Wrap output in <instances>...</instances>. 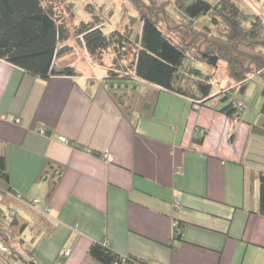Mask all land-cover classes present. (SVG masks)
Listing matches in <instances>:
<instances>
[{
  "label": "crops",
  "instance_id": "crops-1",
  "mask_svg": "<svg viewBox=\"0 0 264 264\" xmlns=\"http://www.w3.org/2000/svg\"><path fill=\"white\" fill-rule=\"evenodd\" d=\"M82 61L75 75L42 79L0 58V154L10 184L55 222L35 242L36 263L52 264L69 246L60 264H99L87 247L108 239L153 264H243L248 253L262 264L256 118L228 117L211 100L191 105L146 82L137 107L123 112L104 87L105 66ZM46 160L64 165L47 199L50 181L38 176ZM14 208L33 221L32 211ZM173 219L183 222L182 239Z\"/></svg>",
  "mask_w": 264,
  "mask_h": 264
},
{
  "label": "trees",
  "instance_id": "trees-1",
  "mask_svg": "<svg viewBox=\"0 0 264 264\" xmlns=\"http://www.w3.org/2000/svg\"><path fill=\"white\" fill-rule=\"evenodd\" d=\"M132 2L138 9L144 0ZM218 2L213 4L210 0H175L190 21L200 20L201 15H208L215 23L217 16H220L223 23L220 34L214 35V41L210 42L212 46L206 50L199 49L198 54L194 55L187 50L184 43L187 42L184 34L196 30L192 24H183L178 31L174 30L181 35L178 36L172 32L171 26L167 25L165 31L149 12L140 9L139 27L133 34L130 29L121 31L113 28L107 31L103 24H99V19L95 18L74 21V12L66 11L54 0H0V58L35 77L47 79L51 75L77 74V63L86 60V57L92 62L104 65L103 56L112 49L115 56L127 60L126 63L124 60L118 63V60L112 59V64L129 73L105 69L104 87L123 112L132 111L143 97L138 90L140 82L153 85L155 91L165 89L187 95V72L195 78L194 92L191 94L199 95L200 101L197 104L211 100L210 106L213 108L228 117L240 118L244 104L235 97L234 91L243 92L247 84L255 79V74L264 79V45L258 44L257 48L261 49L255 47V51H252L253 40L264 36V25L261 24L259 16L249 17L233 3L223 6L220 5L222 0ZM203 28L205 30L202 31L206 34L208 26L203 25ZM228 42L230 44L226 45ZM221 59L230 64L229 76L232 83H240L243 91L240 88L231 91L235 84L221 90L224 88L221 84L220 89L212 93L213 82L208 77L209 73L203 74L201 69L191 63L204 61L215 67ZM198 74L204 76L201 78ZM261 93L263 98L257 117L254 121H249V124L252 131L264 135V88ZM150 97H157L156 92ZM193 98L190 97L191 105H195ZM141 101H146L144 108H152L153 102L149 107V101ZM203 134L204 130H201L192 138L201 141ZM63 168L64 165L60 162L46 160L43 164L38 176L47 174L50 181L46 199L51 196ZM256 175L259 180L256 211L264 214V167L259 168ZM0 192V200L5 206L0 205V242L6 246L5 250H0V264H38L34 256L35 242L47 234L55 222L46 212L37 208L36 203L32 202L34 197H28L12 187L5 153L0 154ZM16 205L32 211L34 218L31 223L14 208ZM172 225L173 237L182 239L183 222L173 219ZM26 230H31V233ZM28 234L31 235L30 238H26ZM14 238L21 244H28H24V251L19 252L11 244ZM86 253L99 264L150 263L133 253L118 252L108 239L93 240ZM58 257L64 258L59 254ZM59 259L52 264H60Z\"/></svg>",
  "mask_w": 264,
  "mask_h": 264
},
{
  "label": "rangeland",
  "instance_id": "rangeland-1",
  "mask_svg": "<svg viewBox=\"0 0 264 264\" xmlns=\"http://www.w3.org/2000/svg\"><path fill=\"white\" fill-rule=\"evenodd\" d=\"M56 3L60 5L66 11L71 10L74 12L75 16H73L74 21H78L79 19H99V24H103L105 30H110L113 28L121 29H130L131 33L135 34L139 27V20H138V9L140 11L149 12L151 16H153L154 20L159 23L160 26L167 31V25L172 27V32L177 33L178 30L182 28L183 24H192L196 30L194 31H187L184 34V38L187 42L185 47L191 54H198L199 49L206 50L210 48L212 45L210 44L211 41H214V35L220 34V31L223 29V23H221L220 16H217L216 23L210 20L208 15H201L199 17L200 20H189L187 16L183 13L180 7L175 3V0H144L143 3L140 4L139 8L137 9L133 4L132 0H54ZM141 1V0H139ZM213 4H218V0H210ZM235 4L238 6L240 10L243 11L244 14L251 17L252 15H257L260 18L261 24L264 25V0H222L220 5H227L230 3ZM68 13V12H67ZM203 25L208 26V32L205 34L203 32L205 29ZM180 27V28H179ZM177 30V31H174ZM203 30V31H202ZM263 43V44H262ZM225 44V43H224ZM230 44L229 42L226 44ZM259 44V45H258ZM258 46L264 45V36H259L258 38L253 40V48L252 51H255ZM230 48V47H229ZM242 49L245 47L241 46ZM250 48V47H248ZM261 49V47L259 48ZM264 51V48H262ZM231 50V49H230ZM247 50V48L245 49ZM84 59V58H83ZM112 59L115 61L118 60V63L122 60L126 63V59H120V57L115 56L114 52L111 50L107 51L103 56V61L105 69H112L113 71H118L120 73L127 74L128 71L124 70L123 68L119 69L116 64H112ZM85 60V59H84ZM86 60L89 62V58L86 57ZM85 60V61H86ZM83 62V61H82ZM92 61H90L91 63ZM93 63V62H92ZM192 65L197 66L199 69L202 70L204 73H209L210 80L213 82L212 84V93H215L220 89V85L224 86L223 89H226L227 86H233L231 91H234L235 88L240 90L243 86L237 84L236 82L232 83L231 77L229 76V67L230 64L225 60H219L218 64L215 67L210 66L209 64L205 63L204 61H192ZM94 64V63H93ZM203 74H198L204 76ZM252 74V73H251ZM253 76V75H251ZM259 74H255V79L250 81L245 90L243 92L234 91V95L237 99H239L244 105L242 108V117L248 120H253L257 116L258 108L261 104L263 94L261 93V89L264 88V79L258 77ZM198 77V76H195ZM193 76H190L189 73L185 72V88L188 90L187 97H194L195 104L197 105V101H200L198 94H191L194 92L193 87ZM221 85V86H222ZM241 86V87H240ZM160 97H174L170 96L167 93H161ZM237 105H241L237 103ZM250 127V126H249ZM250 131L251 127H250ZM254 132V131H252ZM258 136L257 144H260L258 148V155L257 159L259 162L262 163V167H264V135L261 132H254ZM47 207V206H46ZM44 207V208H46ZM48 211V210H47ZM46 211V213H47ZM29 234L31 230H26ZM27 234V233H26ZM13 246L17 247L15 249L19 250V252L25 250V245H28L26 242L21 244V242L14 238L13 242L11 243ZM6 246L0 242V247ZM19 247V248H18ZM260 253V252H259ZM248 253L247 257L250 256L248 259L247 264H258V259H255V255H250ZM258 256V255H257ZM243 264H245L246 259ZM153 264V263H149Z\"/></svg>",
  "mask_w": 264,
  "mask_h": 264
},
{
  "label": "built area",
  "instance_id": "built-area-1",
  "mask_svg": "<svg viewBox=\"0 0 264 264\" xmlns=\"http://www.w3.org/2000/svg\"><path fill=\"white\" fill-rule=\"evenodd\" d=\"M43 130H44L43 127H39V131H43ZM58 139L61 140V141H66L67 140L64 135H59L58 136ZM106 157L108 159H111V156L110 155H107ZM32 202L33 203H36L37 202V199L36 198H33L32 199ZM174 203H175V206H179V202L178 201H175ZM43 211L46 212L47 211V207L44 208ZM0 250H5V247L4 246H1L0 247ZM70 252H71V247H69V246H63V247H61L59 249L58 254H59L60 257H66V256H68L70 254Z\"/></svg>",
  "mask_w": 264,
  "mask_h": 264
},
{
  "label": "water",
  "instance_id": "water-1",
  "mask_svg": "<svg viewBox=\"0 0 264 264\" xmlns=\"http://www.w3.org/2000/svg\"><path fill=\"white\" fill-rule=\"evenodd\" d=\"M241 91H243V88L241 89Z\"/></svg>",
  "mask_w": 264,
  "mask_h": 264
}]
</instances>
